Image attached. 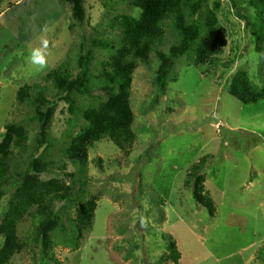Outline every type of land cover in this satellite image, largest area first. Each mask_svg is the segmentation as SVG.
<instances>
[{"label": "rangeland", "instance_id": "1", "mask_svg": "<svg viewBox=\"0 0 264 264\" xmlns=\"http://www.w3.org/2000/svg\"><path fill=\"white\" fill-rule=\"evenodd\" d=\"M81 1L84 20L69 0H0V144L8 125H19L7 153L9 178L21 180L0 201V264H44V254L46 264H264V98L245 104L230 89L240 70L264 86V50L251 32L264 11L249 0H169L179 9L159 20L158 48L147 62H134L135 141L127 151L105 135L82 160L67 149L90 126L87 106L107 99L105 71L126 43L123 16L137 19L143 10L134 0ZM193 22L197 36L174 57L161 87L158 51L169 56L184 36L179 25ZM211 26L223 38L199 61ZM36 49L43 67L33 62ZM63 62L74 76L87 75L89 92L60 90L46 77ZM35 82L52 107L46 136L35 104L19 99V89ZM203 156L213 215L186 184ZM32 159L37 168L26 175ZM25 199L30 206L14 228L16 249L5 258L7 228ZM88 204L93 209L82 220ZM40 208L50 213L45 247L33 238ZM167 234L177 241L179 263L170 258Z\"/></svg>", "mask_w": 264, "mask_h": 264}, {"label": "trees", "instance_id": "2", "mask_svg": "<svg viewBox=\"0 0 264 264\" xmlns=\"http://www.w3.org/2000/svg\"><path fill=\"white\" fill-rule=\"evenodd\" d=\"M73 3L74 11L80 20H84L85 10L81 0H69ZM169 0H134V4L141 7L143 14L140 18H133L130 15L123 16V25L126 31L125 45L121 50L122 55L114 58V62L105 71V78L107 82L105 84L104 91L107 94V99L100 104H90L87 106L86 115L89 119V128L82 131L72 142L71 146L67 149V155L72 159L75 156L82 157V160L86 157L87 147L99 140L101 137L108 135L119 148L130 149L131 145L135 141V132L133 131V111L129 101L130 91L132 88L131 79L135 69L137 60L147 62L149 53L158 48V44L161 42L163 36L161 35L159 26V20L171 13L178 12L176 3L166 5ZM250 3L262 9L264 11V0H249ZM195 6L198 7L199 3L195 2ZM181 18V17H180ZM248 26L250 22L247 21ZM183 30V39L180 44H176L171 49L169 56L164 52L158 51L161 55V66L158 73V84L164 87L165 81L168 77L169 71L173 65L174 57L184 54L188 51L191 40L197 36V25L193 22L190 25H179ZM252 35L255 37L256 49L258 51L264 50V19L258 24L252 25ZM222 32L219 29L213 28L208 35H206L204 42L201 44L199 53V61H203L208 54V49H214L217 43L223 38ZM105 46H110L107 42H102ZM133 59V61L130 60ZM53 81L57 88L60 90L75 89L79 92H89L90 88L87 84V75L81 73L74 76L71 66L68 62H63L57 68L52 69L46 76ZM45 88L40 83L24 84L19 89V99H28L31 103L35 104V114L41 123L42 129L40 133L44 136L47 135L46 127L52 107L49 105L45 96ZM231 93L237 97L242 103L250 104L264 98V86L256 88L249 79L246 71L240 70L233 78L231 85ZM71 96V95H70ZM71 109L75 104V99L68 98ZM9 135L4 140L0 147L3 154L0 156V201L3 197L14 187L20 183V179L11 181L8 175V159L11 152H8L12 141V134L14 129H20L19 125L10 124ZM26 134H17V140L23 139ZM47 139V137H43ZM20 147V146H18ZM11 159V158H10ZM207 156H203L198 162H196L188 172L186 178V184L192 187V194L196 202L205 207L208 212L213 215L215 213V203L212 197L205 191L203 183V171L206 169ZM37 168V160L32 159L29 163L25 174L29 175L32 170ZM9 181V183H8ZM41 201V198H38ZM30 206V201L25 199L22 204L16 209L15 215L11 225L7 228L8 247L4 251L5 258L10 255L16 249V240L14 237V228L19 219L23 217L24 211ZM92 205L88 204L87 210H84L83 219L89 218L92 211ZM50 215L45 209L40 208L33 214L35 222V241H40L42 246L45 247L48 243L46 239L47 226L44 227V220ZM58 215V214H55ZM169 238L170 246V258L179 263L181 258V252L178 248L177 241L171 234H167ZM44 264L47 261V255H43Z\"/></svg>", "mask_w": 264, "mask_h": 264}, {"label": "clouds", "instance_id": "3", "mask_svg": "<svg viewBox=\"0 0 264 264\" xmlns=\"http://www.w3.org/2000/svg\"><path fill=\"white\" fill-rule=\"evenodd\" d=\"M44 44H47V41H44ZM32 59L33 62L43 67L45 65V58L42 55V52L40 49H36L32 53Z\"/></svg>", "mask_w": 264, "mask_h": 264}]
</instances>
